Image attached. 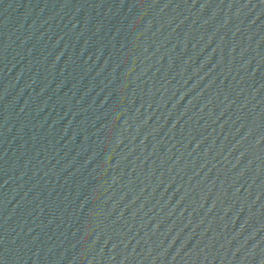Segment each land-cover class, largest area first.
<instances>
[{"label": "water", "instance_id": "95a60500", "mask_svg": "<svg viewBox=\"0 0 264 264\" xmlns=\"http://www.w3.org/2000/svg\"><path fill=\"white\" fill-rule=\"evenodd\" d=\"M264 217V0H0V264H216Z\"/></svg>", "mask_w": 264, "mask_h": 264}]
</instances>
